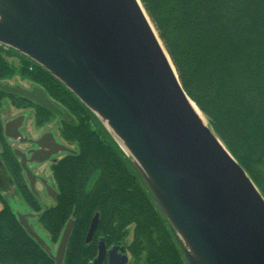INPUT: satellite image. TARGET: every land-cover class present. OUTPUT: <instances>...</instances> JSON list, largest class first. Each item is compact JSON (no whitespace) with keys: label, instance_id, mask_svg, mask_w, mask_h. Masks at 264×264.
I'll return each mask as SVG.
<instances>
[{"label":"water","instance_id":"obj_1","mask_svg":"<svg viewBox=\"0 0 264 264\" xmlns=\"http://www.w3.org/2000/svg\"><path fill=\"white\" fill-rule=\"evenodd\" d=\"M140 4L0 0V43L45 68L96 116L130 158L173 229L187 264H264V197L198 107L202 118L193 109ZM0 88L57 111L36 86ZM21 120L18 116L6 122L4 135L19 137ZM48 136L53 140L51 133ZM52 145L54 153L74 152L54 140ZM14 154L33 187L35 177L25 155L17 148ZM47 189L52 199L57 197L53 188ZM28 216L17 215L55 264H63L73 220L65 224L53 254ZM97 224L95 213L86 242ZM128 259L124 246L107 248L100 239L92 264H127Z\"/></svg>","mask_w":264,"mask_h":264},{"label":"trees","instance_id":"obj_2","mask_svg":"<svg viewBox=\"0 0 264 264\" xmlns=\"http://www.w3.org/2000/svg\"><path fill=\"white\" fill-rule=\"evenodd\" d=\"M188 97L264 197V0H140ZM9 58H16L13 63ZM17 74L62 105L60 137L76 145L51 165L57 197L42 208L24 185L0 117V159L51 242L73 226L63 264H92L97 244L122 245L127 264H187L149 190L96 116L57 78L0 43V82ZM15 107H33L37 125L56 112L0 88ZM0 264H55L0 193ZM98 224L89 242L92 217ZM131 227V229H130ZM131 231L130 241H126ZM103 264H106L105 262Z\"/></svg>","mask_w":264,"mask_h":264},{"label":"rangeland","instance_id":"obj_3","mask_svg":"<svg viewBox=\"0 0 264 264\" xmlns=\"http://www.w3.org/2000/svg\"><path fill=\"white\" fill-rule=\"evenodd\" d=\"M13 63L17 62L16 58H9ZM0 84H8L11 86L18 85L23 88L30 89L33 87V83L30 81H27L23 79L22 77L15 74L11 78L3 79L1 80ZM57 107L56 114L54 115L52 121L47 122L44 125H36L34 121V108L33 107H15L12 105L10 99L8 97H4L1 100L0 105V117L2 124H4L18 116H21L22 120L20 125L18 126V130L20 132V136L24 137L25 139L31 140L41 134L45 130L53 132L58 142L67 148L71 150H75L76 145L73 143H68L64 141L59 134V126L61 120H67L69 122H75V117L70 114L62 105L58 103H54ZM203 116V115H202ZM204 118V116H203ZM205 120V118H204ZM6 141L9 142V144L12 147H17L18 149L25 150L28 148V144H21L20 141L17 138H9L6 137ZM64 155V152H58L56 156H54L52 159L49 160V162H46L39 168L35 169L40 175H43V177L46 179V181L51 184L53 188H55V181L52 176L51 171V164L56 161L57 159L61 158ZM0 193L5 198V200L8 202L12 210L16 215L22 214V215H29L27 217V222L32 226V228L44 239L45 243L49 246L51 249V252L54 254L58 241L51 242L49 239V235L47 232L40 226L39 222L37 221L35 215H37L36 211L30 209V207L27 205V203L24 201V199L21 197L18 189L16 186L10 181L7 171L4 167V165L1 163L0 160ZM43 197V196H42ZM52 198H45L44 201L48 205H52ZM1 207V202H0ZM131 229V227H130ZM131 239V231L128 234L126 241H130ZM129 256V254H128ZM130 258V256H129Z\"/></svg>","mask_w":264,"mask_h":264},{"label":"flooded vegetation","instance_id":"obj_4","mask_svg":"<svg viewBox=\"0 0 264 264\" xmlns=\"http://www.w3.org/2000/svg\"><path fill=\"white\" fill-rule=\"evenodd\" d=\"M34 103L37 104V105H40V104H38L36 102H34ZM44 124H46V123H44ZM38 126H40V125H38ZM3 131H4V127H3ZM48 133H51V131L45 130L41 134H39L38 136H36L35 138H33L31 140L25 139L22 136L16 137L19 141H20V138L24 139V141H20L21 144L27 143L29 145L28 148H26L25 150H23V149H19V150L25 155L26 165H27V167L30 169V171L32 172V174L35 177L33 187H31L29 179H28L25 171L23 170V168L21 166L20 157L14 154L16 156L17 161H18V163L20 165V168H21V175H22V178H23V181H24V185L27 188H29L31 194H33V196L39 202V204L41 205V207L43 209L49 206L44 201V197L47 198V199L52 198L50 196L49 192H48L47 186H50L51 188H53V187L51 186V184L49 185V183L46 181V179L43 177V175H40L35 169L39 168L40 166H42L46 162H49L50 159H52L54 156L57 155V153H54L55 152V150H54L55 148L52 145V141L54 140L55 142H58V140L56 139V137H55L53 132L51 133L53 140L51 138H49ZM6 142L9 144L8 141H6ZM11 148H12V151L14 153V149H16L17 147H12L11 146ZM46 153H51V155L47 159L41 160L42 156L44 154H46ZM65 153H67V152H64V154ZM32 155H33V159H31ZM1 163L4 165V167H5L6 171H7V174H8V177H9L10 181L14 184L11 174L8 171V169L5 166V164L2 162V160H1ZM53 189L56 191V188H53ZM53 201L54 200H52V202ZM30 209H32V208L30 207Z\"/></svg>","mask_w":264,"mask_h":264},{"label":"bare ground","instance_id":"obj_5","mask_svg":"<svg viewBox=\"0 0 264 264\" xmlns=\"http://www.w3.org/2000/svg\"><path fill=\"white\" fill-rule=\"evenodd\" d=\"M138 3H139V1H138ZM140 6H141V4H140ZM146 17H147V15H146ZM148 21H149V18H148ZM150 25L152 26V29L155 32V28L153 27L151 22H150ZM190 104L192 105L193 109L197 112V114L200 116V118H202V114L199 112V110L197 109V107L195 106V104L191 100H190Z\"/></svg>","mask_w":264,"mask_h":264}]
</instances>
